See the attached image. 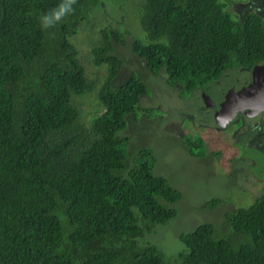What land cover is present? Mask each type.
Instances as JSON below:
<instances>
[{"label": "trees", "instance_id": "1", "mask_svg": "<svg viewBox=\"0 0 264 264\" xmlns=\"http://www.w3.org/2000/svg\"><path fill=\"white\" fill-rule=\"evenodd\" d=\"M61 2L0 0V264H264V192L228 212L223 234L209 222L180 233L184 247L170 257L148 240L181 194L152 173L147 150L131 155L117 135L146 86L120 77L122 31L102 28L91 54L107 67L105 110L79 123L72 97L92 83L70 36L107 0H76L44 29L41 17ZM140 11L148 41L131 51L166 84L190 91L264 62L255 13L234 19L218 0H143Z\"/></svg>", "mask_w": 264, "mask_h": 264}, {"label": "rangeland", "instance_id": "2", "mask_svg": "<svg viewBox=\"0 0 264 264\" xmlns=\"http://www.w3.org/2000/svg\"><path fill=\"white\" fill-rule=\"evenodd\" d=\"M218 1L224 3L225 11L234 19L255 13L264 21V9L261 11L256 5L260 0ZM142 2L107 0L92 8L88 20L79 24V32L70 36L86 78L92 83L90 91L74 95L72 103L79 109V123L86 128L105 110L98 92L106 79L107 67L93 63L91 47L101 40L102 28L121 30L123 42L114 49L122 61L120 77L132 75L145 84L147 91L139 98L136 114L127 119L126 127L117 135L127 137L131 155L147 150L152 173L163 176L181 194L179 200L171 203L175 215L156 224L147 236L170 257L184 247L180 233L209 222L223 234L228 212L249 206L264 192V134L251 135L246 125L238 127L240 120L220 131L212 128L216 123L214 110L223 104L220 89L226 87L224 81L250 74L243 72L244 67L188 91L166 84L164 74H160L163 78L153 74L140 63L131 51V43L134 39L148 41L139 23Z\"/></svg>", "mask_w": 264, "mask_h": 264}, {"label": "water", "instance_id": "3", "mask_svg": "<svg viewBox=\"0 0 264 264\" xmlns=\"http://www.w3.org/2000/svg\"><path fill=\"white\" fill-rule=\"evenodd\" d=\"M257 66L254 67L253 71H250V69L244 68L243 72H249L250 76L251 74L256 73ZM249 74H245L244 76L240 77L239 75L237 77V80H228V82L225 80L224 82L227 83L226 87L224 88L227 92L228 87L234 85V89L232 93L229 95V98L227 99L225 105L223 108L218 110L215 115V119L217 124L220 126L224 125L225 122H228L231 120V118L234 116V114L239 111L243 110L246 114H250L251 112L246 108L247 105H249L250 99H258V101L255 103V108H262L264 105V90L262 89V86H254L251 81L252 79H246L243 80L244 77H246ZM225 79V78H224ZM236 80V81H235ZM234 81V82H233ZM257 91V94H254ZM242 101V102H241ZM248 102V103H247Z\"/></svg>", "mask_w": 264, "mask_h": 264}, {"label": "flooded vegetation", "instance_id": "4", "mask_svg": "<svg viewBox=\"0 0 264 264\" xmlns=\"http://www.w3.org/2000/svg\"><path fill=\"white\" fill-rule=\"evenodd\" d=\"M260 1L261 2L257 3L256 5L261 11H263V9H264V0H260ZM256 65H257L256 73L255 74H251L252 76H250V74L247 75L246 77L243 78V80L251 78L252 79L251 83L255 87L263 85L262 89L264 90V62H261L260 64H255L254 67H256ZM250 71H253V69L252 70L250 69ZM234 85L235 84H233L232 86H229L227 92H225L226 90L224 89V92L221 93L223 95V97H222V103L223 104H222L221 107L216 108L214 110V112H215L214 115H216V112L218 110L223 108V106L225 105L227 99L229 98V95L232 93V91L234 89ZM254 94H257V91ZM223 98H224V102H223ZM257 101H258V99H256V98L252 99V100L250 99L249 105L246 106V108L251 112L250 114H246L245 112H243V110H239L240 112L239 113H235L234 116L232 117V119L229 120L230 122L229 121L225 122V124L222 125V126H220L219 124L217 125V122H216L215 125L212 128L215 131H220V130L224 129L226 126L230 125V123L235 122L237 120H240L241 124L238 127H241L242 125H246L247 128H248V131H250L251 135H253V134L258 135L260 133L264 134V105H263L262 108H258V109L255 108V103ZM254 142L255 141H252V143H254Z\"/></svg>", "mask_w": 264, "mask_h": 264}, {"label": "clouds", "instance_id": "5", "mask_svg": "<svg viewBox=\"0 0 264 264\" xmlns=\"http://www.w3.org/2000/svg\"><path fill=\"white\" fill-rule=\"evenodd\" d=\"M75 3L76 0H62V2L55 9L41 17L42 27L44 29L54 27L65 17L72 14L74 11L73 5H75Z\"/></svg>", "mask_w": 264, "mask_h": 264}]
</instances>
